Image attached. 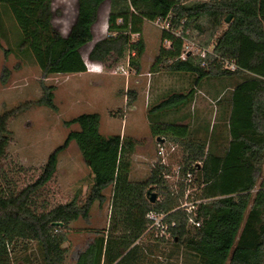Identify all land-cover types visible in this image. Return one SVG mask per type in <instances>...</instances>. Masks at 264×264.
<instances>
[{"label":"trees","instance_id":"1","mask_svg":"<svg viewBox=\"0 0 264 264\" xmlns=\"http://www.w3.org/2000/svg\"><path fill=\"white\" fill-rule=\"evenodd\" d=\"M105 1L78 0L76 19L64 35L53 23L52 0H0V36H5V14L21 30L16 47L4 48L5 55H31L45 78L87 71L82 48L94 40L93 27ZM168 15L171 27L162 30V42L170 45H161L152 69L194 75L195 86L164 96L149 109L148 119L156 139L185 147L180 176L193 172L201 188L197 196L206 199L196 208L201 225L189 226V214L178 208L185 186L180 180L175 188L165 177L169 166L157 162L146 179L132 180V156L140 141L121 134L105 136L100 131L101 114L88 112L67 122L80 128L49 155L36 181L17 192L0 189V264H13L12 251L20 240L36 244L35 264H65L63 243L70 224L88 218L95 202L104 204L109 186V227L79 254L76 264H165L161 245L169 241L172 252L182 248L188 264H264V0H110L108 36L94 43L89 59L103 63L129 55L130 67L139 71L146 49L145 22ZM229 15L232 20L227 23ZM188 38L201 47L182 58ZM210 47L212 51L201 56ZM227 61L236 69L226 68ZM224 77L240 78L223 105L221 124L228 133L214 130L216 124L210 132L209 125L193 128L190 122L164 118L190 105L204 80ZM55 90V85L44 84L39 103L57 110ZM11 115H0V167L10 141ZM72 141L91 169L93 184L83 202L77 194L39 211L37 196ZM154 190L159 195L151 202ZM150 211L165 213L166 221L176 222L172 239L142 243Z\"/></svg>","mask_w":264,"mask_h":264},{"label":"rangeland","instance_id":"2","mask_svg":"<svg viewBox=\"0 0 264 264\" xmlns=\"http://www.w3.org/2000/svg\"><path fill=\"white\" fill-rule=\"evenodd\" d=\"M54 25L67 35L78 13V0H52ZM110 0H106L99 11L94 25V40L82 48L85 60L91 64L88 55L98 39L108 36V14ZM5 36H0V115L11 112L8 120L10 141L0 167V189L17 192L36 181L49 155L61 145L78 124H67L72 118L88 112L101 114L100 131L105 136L121 134L126 138L140 141V147L132 156V180L146 179L158 162L157 139L152 135L148 119L149 109L164 96L172 92H187L195 86V76L188 73H170L166 69L153 71V63L159 54L162 42V29L154 21L144 24L143 38L146 49L140 58L139 71L129 65V55L122 59L116 56L106 62L95 63L104 68L106 76L85 75L66 76L54 74L45 78L31 55L19 56L14 52L8 56L4 48H14L18 42L20 27L9 14L4 15ZM16 24V25H15ZM138 35H132L137 39ZM186 52H199L200 44L188 38ZM212 51V47H210ZM240 79V78H239ZM238 78H218L204 80L197 87L195 100L178 112L164 118L170 122H190L193 128L208 126L216 131L228 133L222 126L223 105L230 98L232 88ZM127 80V82H126ZM91 81H97L92 85ZM55 85V102L58 109L39 103L43 96V85ZM135 93V96H131ZM215 132V131H213ZM172 143L167 144L170 146ZM170 152L168 166L175 173L182 162L185 147L175 144ZM174 171V172H173ZM264 174V173H263ZM176 176L169 178L174 182ZM93 184L91 169L75 141L60 153L58 168L46 187L38 194L35 207L39 211L52 208L72 200L79 195L83 202ZM257 189L254 191V193ZM153 192H156L154 190ZM104 204L95 202L88 218L72 222L63 243L66 250L65 264H76L79 254L109 227L112 186L105 189ZM157 195H159L157 193ZM156 232L142 237V243H154ZM169 241L161 245V261L165 264H188L182 248L172 252ZM13 264H30L27 259L37 262V249L34 242L20 240L13 248ZM170 254V255H169Z\"/></svg>","mask_w":264,"mask_h":264},{"label":"built area","instance_id":"3","mask_svg":"<svg viewBox=\"0 0 264 264\" xmlns=\"http://www.w3.org/2000/svg\"><path fill=\"white\" fill-rule=\"evenodd\" d=\"M154 23L160 27L162 30H169L171 27L170 24V15H168L165 18H157ZM167 44H170V41H166ZM210 50L209 49H203L201 51V56H205L206 53ZM191 52V51H190ZM186 49L184 50L182 54V58H186L187 54ZM225 67L230 70H235L236 65L233 62H225ZM169 143L159 142L157 143V153H158V162L168 165V158L170 152H173L176 150L175 144H171L168 146ZM174 172V171H173ZM172 175L176 176V180L173 182L174 187L176 188L178 186V182L181 180L184 183L185 186V193L184 198L181 202V205L178 208L185 209L186 212L189 214L188 218V225L189 226H195L199 227L201 225V221L196 218V208L197 205L206 199L199 198L197 196L201 190L198 181H196V176L193 172L189 171L186 173L185 176H180L179 168L175 171V173H166L165 177L167 179L171 178ZM147 218L149 220L148 228L145 232V234L149 232H156V236L160 238H164L166 241H169L172 239V231L171 228L175 227L176 222L169 223L166 221V214L165 213H157L155 211H150L147 214ZM144 234V235H145Z\"/></svg>","mask_w":264,"mask_h":264},{"label":"crops","instance_id":"4","mask_svg":"<svg viewBox=\"0 0 264 264\" xmlns=\"http://www.w3.org/2000/svg\"><path fill=\"white\" fill-rule=\"evenodd\" d=\"M94 28V27H93ZM94 30V29H93ZM95 43V42H94ZM90 61H92V60H90ZM87 62V61H86ZM95 63H101V62H98V61H94V62H92L91 64H89L88 62H87V67H88V69H87V71H85V72H81V73H76V74H68V75H66V76H79V77H84L85 75H99L100 77L101 76H103V77H105L107 74H106V72L104 71V68L101 66V65H99V64H95ZM126 82H127V80H126ZM97 81H91V84L92 85H97ZM138 147H140V146H138ZM132 174V173H131Z\"/></svg>","mask_w":264,"mask_h":264},{"label":"water","instance_id":"5","mask_svg":"<svg viewBox=\"0 0 264 264\" xmlns=\"http://www.w3.org/2000/svg\"><path fill=\"white\" fill-rule=\"evenodd\" d=\"M231 20H232V15H229V16L226 18V22L228 23V22H230ZM157 140L163 142L165 139H164V138H161V137H157ZM157 198H158L157 193H156V192H152V193H151V202H155V201L157 200ZM54 225H56V226H57V225H58V226H62L63 223H62V222H54Z\"/></svg>","mask_w":264,"mask_h":264}]
</instances>
